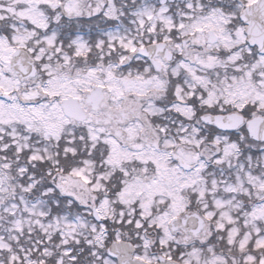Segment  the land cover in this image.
I'll return each mask as SVG.
<instances>
[{
    "label": "snow or ice",
    "instance_id": "1",
    "mask_svg": "<svg viewBox=\"0 0 264 264\" xmlns=\"http://www.w3.org/2000/svg\"><path fill=\"white\" fill-rule=\"evenodd\" d=\"M0 264H264V0H0Z\"/></svg>",
    "mask_w": 264,
    "mask_h": 264
}]
</instances>
